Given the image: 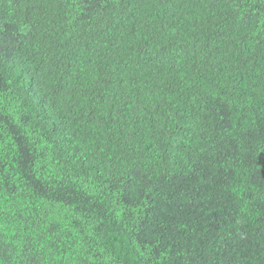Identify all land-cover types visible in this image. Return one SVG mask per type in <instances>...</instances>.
<instances>
[{"label":"trees","instance_id":"obj_1","mask_svg":"<svg viewBox=\"0 0 264 264\" xmlns=\"http://www.w3.org/2000/svg\"><path fill=\"white\" fill-rule=\"evenodd\" d=\"M0 264H264V0H0Z\"/></svg>","mask_w":264,"mask_h":264}]
</instances>
